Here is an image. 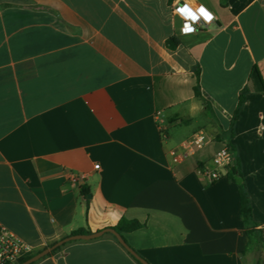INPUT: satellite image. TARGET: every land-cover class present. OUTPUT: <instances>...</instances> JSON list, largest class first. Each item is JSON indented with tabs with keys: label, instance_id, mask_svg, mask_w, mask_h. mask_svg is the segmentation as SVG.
<instances>
[{
	"label": "crops",
	"instance_id": "0c3cea01",
	"mask_svg": "<svg viewBox=\"0 0 264 264\" xmlns=\"http://www.w3.org/2000/svg\"><path fill=\"white\" fill-rule=\"evenodd\" d=\"M176 1L214 22L182 36L168 0H0V223L32 252L125 218L145 223L121 236L148 264H264L236 184L197 173L229 142L264 231V2ZM242 90L232 136L218 140ZM208 129L202 149L171 163V149ZM34 264L137 263L104 233Z\"/></svg>",
	"mask_w": 264,
	"mask_h": 264
},
{
	"label": "built area",
	"instance_id": "2783aa9c",
	"mask_svg": "<svg viewBox=\"0 0 264 264\" xmlns=\"http://www.w3.org/2000/svg\"><path fill=\"white\" fill-rule=\"evenodd\" d=\"M169 9L171 15L180 21L178 33L182 36L194 34L200 28L208 27L215 20L214 14L200 4L191 5L185 1L173 0L169 3ZM160 135L163 138L166 135L161 128ZM209 140L210 137L204 131L194 133L169 151L171 163L173 165L182 164L187 157L202 149ZM232 162L231 152L226 145H222L212 156L210 165L201 164L197 167V173L202 178L212 182L227 173ZM98 166L94 165V168L98 169ZM78 178L74 174L69 176L71 182H76ZM31 252L32 249L28 245L19 240L10 229L0 223V264H16Z\"/></svg>",
	"mask_w": 264,
	"mask_h": 264
},
{
	"label": "trees",
	"instance_id": "16d2710c",
	"mask_svg": "<svg viewBox=\"0 0 264 264\" xmlns=\"http://www.w3.org/2000/svg\"><path fill=\"white\" fill-rule=\"evenodd\" d=\"M172 1L173 0H168V3H171ZM165 45L168 49H174L178 45V42L174 38H169L166 40ZM194 75L196 77V84L193 87L194 96L203 101L204 107H205V113L209 117V114H207V113H209L211 108H210L209 104L205 100H203V98L201 96L200 85H199V70L198 69L196 71H194ZM245 93H246L245 90H242L240 92V94L238 96V100H237V105L235 107V110H234L233 115H232L231 120H230L229 128L223 135H217L218 140H221V138L229 139L232 136L233 125L236 122V120L238 119L240 110H241V108L245 102ZM226 146L228 147V149L231 152L232 157H233V162L229 166L228 171H227V178L231 182L235 183L237 188H238L239 198H240V217H241V220L244 224L245 233L248 236L250 243L253 240L257 239L258 237L261 239V242L264 243V231L257 229V223L252 218L251 203H250V199H249L248 192L246 189V184H245L244 176L242 173L241 165H240L239 159L234 156L235 148L231 144H229V142L226 143ZM80 194L83 198H86L88 196L89 192L86 188L82 187V188H80ZM109 228L114 230L118 234L123 235V234H128V233H131V232L145 228V223H141L137 220H127L125 218H121L115 226L109 227ZM83 233H84V231L76 232V234H83ZM52 244H54V243H51L50 245H52ZM61 245L54 248L48 255L43 256L42 258H45V257H48V256L54 254L60 248ZM37 252H39V251H35V252H32V253L26 255L25 257L21 258L16 264L23 263L27 259L31 258L33 255H35ZM129 254L136 261L137 264H141L142 261L145 262L146 264H148L138 254H136V253L135 254L129 253ZM42 258H40V259H42ZM34 263L35 262H33L31 264H34Z\"/></svg>",
	"mask_w": 264,
	"mask_h": 264
},
{
	"label": "water",
	"instance_id": "95a60500",
	"mask_svg": "<svg viewBox=\"0 0 264 264\" xmlns=\"http://www.w3.org/2000/svg\"><path fill=\"white\" fill-rule=\"evenodd\" d=\"M88 198H90L88 196ZM104 233H111L116 240L131 254H135L134 251L126 244V242L124 241V239L122 238V236L120 234H118L117 232H115L114 230L110 229V228H106L94 233H90V234H74V235H70L60 241H57L56 243L40 250L39 252H37L35 255H33L31 258L27 259L26 261H24L21 264H31L33 262L38 261L40 258H42L43 256L48 255L54 248H56L57 246L61 245L62 243L66 242V241H70V240H92V239H96L100 236H102ZM141 264H146L145 262H141Z\"/></svg>",
	"mask_w": 264,
	"mask_h": 264
},
{
	"label": "rangeland",
	"instance_id": "374dc122",
	"mask_svg": "<svg viewBox=\"0 0 264 264\" xmlns=\"http://www.w3.org/2000/svg\"><path fill=\"white\" fill-rule=\"evenodd\" d=\"M215 2H218V4L221 6V7H223L224 5H225V3H226V1L227 0H214ZM248 37L250 38L249 40H250V44H251V47L253 48V40L251 39V37L249 36V34H248ZM250 45L249 44H246L245 45V47L246 48H248ZM250 47V48H251ZM208 136H211V134H210V132H209V129H208V131H204Z\"/></svg>",
	"mask_w": 264,
	"mask_h": 264
}]
</instances>
